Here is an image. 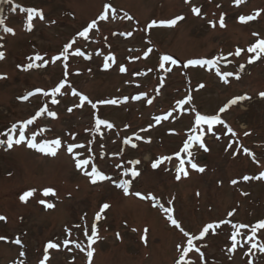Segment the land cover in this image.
<instances>
[{
    "label": "rangeland",
    "instance_id": "obj_1",
    "mask_svg": "<svg viewBox=\"0 0 264 264\" xmlns=\"http://www.w3.org/2000/svg\"><path fill=\"white\" fill-rule=\"evenodd\" d=\"M14 4L22 7H37L43 9L45 21L36 18L34 28L27 31L24 24L26 14L17 10L10 12L5 19V25L15 30V35L4 33L5 59L0 60V74L7 79H0V131H4L11 123L29 118L45 102L50 101L40 94L30 97L28 101H20L17 97L35 88L45 90L53 87L62 78L61 62L49 63L41 69L27 72L17 69V64L27 63V57L36 52L47 53L46 59L56 54L82 26L86 25L102 8L106 0H13ZM118 9V14L127 12L133 16L132 21H113L101 23L100 31L90 33V39L79 38L77 47L86 53H92L91 60L80 57L70 59L69 81L78 91L87 94L94 102L98 99L123 97L147 91L149 97L155 95L154 87L159 76L163 73L155 70L160 54H171L181 61L174 66V71L167 76L166 86L152 105L141 101H129L117 106H98L102 118L108 119L115 127L105 131L101 139L97 136L93 144L94 152H104L105 158L99 157L95 161L106 174L119 178V171L115 163L139 159L138 169L142 175L133 183L132 191L143 193L152 192L160 197L167 206V200L175 197V216L181 220L186 230L195 232L202 223L226 218V213L232 208L237 212L231 219L233 222L254 223L264 218V180L243 181V175H258L264 171V98L258 93L264 91V58L253 64H247V53L240 57H229L232 63L221 62V71L236 72L240 64H245L241 72V79L230 77V83L225 85L215 75V70L207 68H183V62L194 58H211L220 53L234 52L237 46L245 48L254 42L252 32H259L264 36V12L255 21L241 24L238 16L251 14L257 9H264V0H246L237 7L233 0H191L186 4L184 0H111ZM220 5L218 8L217 5ZM193 5L202 9V15L196 16L191 12ZM225 13L226 28L213 29L208 20L218 21L219 14ZM183 15L184 20L174 27H156L144 31L146 25L153 19H171ZM57 21L51 24L50 21ZM135 30L133 37L126 38L119 32ZM111 32H116L112 36ZM104 36L108 39L105 41ZM148 40L153 43L149 45ZM109 45L111 47L109 48ZM153 47L148 59L128 61V57L141 55L147 47ZM140 51L129 52L128 49ZM112 52L117 57V64L111 69L104 70L102 56ZM39 63V62H38ZM119 64H125L128 73H120ZM153 67L154 71L147 77L135 78L131 73ZM79 69L80 74L75 75ZM91 69V72L88 71ZM183 73H187L185 76ZM133 80L131 84L125 81ZM205 84L203 89L196 91V85ZM140 84L137 88L135 85ZM193 89V105L205 114H215L228 100L235 96L248 94L251 99L238 102L231 106L222 119L237 133L232 137L226 133L223 126H215L216 135L208 134L204 137L209 151L205 152L198 146H193L194 162L205 166L204 173H198L188 167L190 175L180 181L174 179L175 159L171 163L165 162L159 169L153 170L151 163L161 155H171L178 151L187 137V129L191 127L194 114L185 112L174 113L175 119L164 121L147 132L140 133L145 139L137 141V148L122 143L123 138L139 132L148 124L154 123L152 117L162 114L174 105L177 99L187 94L188 88ZM64 95L58 96L59 105H51L49 109L58 113V119L44 115L34 125L28 126L26 135L38 131V127H47V131L39 139L60 136L67 142H72L66 135L68 132L77 133V143H87L91 138L85 128L92 123V109L85 105L82 109L67 108L79 102L78 97L71 95L70 89L62 90ZM187 107V106H186ZM130 125L128 129L124 125ZM174 129L178 134H170ZM206 131V129H205ZM245 131L251 134L243 135ZM219 136V139L216 137ZM151 138V142H146ZM6 139V137H0ZM115 141V143L113 142ZM233 143V148L226 151L227 145ZM103 144L104 148H100ZM238 144L249 148L255 154L259 164L243 153L233 156ZM123 149V155L116 157L111 153ZM78 151H84L83 149ZM184 155V154H182ZM11 173V175H9ZM237 179V185L230 181ZM53 187L56 196L44 197L42 189ZM30 188H36L37 193L27 203L19 200V195ZM200 195L197 196L196 193ZM242 192L248 193L247 196ZM68 193H71L69 197ZM45 199L55 204L52 210L44 208L38 203ZM110 203L106 211V218L98 222L101 240L93 247L95 253L93 264H173L177 256L175 244L182 241V234L166 221L158 208H153L151 202L142 201L134 196H124L122 190L116 189L110 182H98L92 185L89 180L76 170L70 155L61 151L53 158L41 154L25 146H17L5 151L0 146V215L7 217V222L0 221V235L8 237L7 241H0V264H12L18 260L20 246L12 241L20 236L25 246L26 264H38L42 258L43 245L50 239L65 238V227H72L82 223L81 216L87 213L86 223L90 228L95 213L103 203ZM150 229L148 243L145 246L140 240L142 229ZM137 228L140 231L133 232ZM119 232L122 239H117ZM230 226H225L219 235H209L206 243L209 245L202 251L206 254L207 264H248V257L244 256L247 246L229 254L226 249L230 246L228 235ZM264 239V232L258 233ZM73 239L84 242L83 224L80 230L73 228ZM199 243V242H198ZM69 252L63 247L60 250H50L48 264H84L86 256L69 245ZM193 259H196L195 255ZM231 255V259L229 256ZM254 264H264V254L256 253L252 257ZM199 264V262H198Z\"/></svg>",
    "mask_w": 264,
    "mask_h": 264
},
{
    "label": "snow or ice",
    "instance_id": "obj_2",
    "mask_svg": "<svg viewBox=\"0 0 264 264\" xmlns=\"http://www.w3.org/2000/svg\"><path fill=\"white\" fill-rule=\"evenodd\" d=\"M0 2L11 3V0H0ZM186 4H189L191 0H184ZM234 4L239 7L241 4L245 3L246 0H233ZM219 8L220 5L218 4ZM19 10L22 13L26 14L25 18V28L27 31L31 32L34 28L33 21L38 18L40 21H45V13L43 9L37 7H22L20 4H13L11 11L16 12ZM191 12L196 16L202 15V9L199 6L193 5L191 7ZM264 9H257L251 14H241L238 16V22L241 24H247L248 22L255 21L258 17L261 16ZM225 13H220L218 21L208 20V24L215 29L217 24L220 28H226L227 25L225 23ZM185 17L183 15H177L171 19H161L159 21L153 19L147 25L144 31H149L156 27H174L179 21L184 20ZM123 21L128 20L132 21L133 16L129 15L127 12H124L123 15L118 14V9L113 6L111 0H106L102 4V8L95 18L91 19L86 25L82 26L80 30L76 31V33L65 43L62 45V48L56 53L50 56V59H46L45 56L49 54L40 52H36L34 55L28 56L27 63L17 64V69L21 71H29L32 69H41L51 64H56L57 62H61L62 67V78L56 83L53 87L48 90L43 88H35L32 91H27L24 95L17 97L20 101H28L30 97H34L37 94L42 95L45 98L50 97V101L45 102L42 106L35 111L33 115L29 118L16 121L11 123L9 127H7L4 131H0V137H6V139H0V146H4L5 151L12 150L17 146H25L28 149L36 150L37 152L44 154L50 157H57L61 151H65L70 155V158L73 162V166L76 170L80 171L84 177H86L92 185H96L98 182H110L116 189H120L123 192L124 196H134L139 198L142 201L151 202V206L153 208H158L164 215L166 221L170 226H173L180 234H182L183 240L175 244V251L177 256L174 258L173 264H207L206 254L202 251L203 248H207L209 245L205 242L209 235H219V232L223 230L225 226H230V234L228 235V240L230 241V246L227 247L226 251L229 254H234L238 249H244L247 246V250L244 252V256L248 257V264H254L252 257L256 255V253L264 254V239H261L258 236V233L264 232V218H260L256 220L254 223H243V222H233L231 219L237 212V209L234 207L230 211L226 213V218L209 220L204 223L195 231L186 230L185 227L182 226V222L178 219L174 212V200L175 197L167 200V206L161 202L160 197L155 195L152 192L143 193L141 191H132L133 183L136 181L141 175V171L138 169V165H140L141 161L139 159H131L127 161V164L130 167L125 166L123 162H118L114 164V167L119 171V178H114L112 175L106 174L105 171L101 170V168L95 162L97 158L100 159L105 158L104 152H94L93 144L96 141L97 136L101 139L105 136L106 130H111L115 127V125L110 122L108 119L102 118L99 113L98 106H117L125 104L131 99L132 101H141L143 98L146 99V103L148 105H152L154 100L162 94V89L166 86L167 76L174 71V66H179L181 61L175 58L171 54H160L158 57V63L155 66V70L163 73L159 76L158 82L154 87L155 95L149 97L147 91H141L138 94L123 97H113L107 99H98L95 102L83 92L78 91L75 87H73L69 81V76L73 73L70 71V59L73 57H80L85 60L92 59V53H86L80 47H77V41L79 38H83L84 40L90 39V33L94 30L96 32L100 31V24L103 23H111L113 21ZM51 24H56L57 21H50ZM0 28H2L4 33H8L11 35H15V30L12 27H7L5 25V20L0 18ZM135 30L130 31H122L119 32V35L122 37L130 38L133 37ZM112 36H116V32H111ZM252 37L254 38V42L249 44L246 49L237 46L234 52H228L226 55L220 53L211 58H194L187 59L183 62V68L187 69L189 67H200L207 68L209 70H215V75L222 81L225 85L230 83V77H234L235 79H241V72L245 69V64H240L239 70L236 72H228L221 71L220 64L221 62H226L228 64L232 63L229 60V57H240L242 54H249L247 58V64H253L259 61L261 58H264V36H262L259 32H252ZM4 37L0 36V40H3ZM103 39L106 41L108 39L107 36H104ZM147 43L151 45L153 42L148 40ZM111 45H109V48ZM4 45L0 43V49H3ZM129 52L140 51L138 49H128ZM153 52V47L149 46L146 50L143 51L141 55H134L128 57V61H139L141 59H148L150 54ZM96 55L102 56L103 64L102 67L104 70L111 69L113 65L117 64V57L112 53L108 52L104 54L101 51H97ZM5 59V52L0 50V60ZM39 62V63H38ZM118 70L120 73H128L129 69L125 64H119ZM91 72V69H88ZM154 68L149 67L146 71L144 70H136L131 73L132 77H147L149 73L153 72ZM75 75H79V69L74 73ZM185 76L187 73H183ZM0 79H7L6 75L0 74ZM133 80L125 81L126 84L133 83ZM137 88H140V84L135 85ZM205 84L199 83L196 85V91L203 89ZM70 89L71 95L73 97H78L79 102L73 104L71 107L67 108V112H73V109H82L86 104L91 107L93 110L92 120L93 123L89 128H85L84 131L89 133L90 139L87 143H77L76 137L77 133L68 132L67 136L71 138L72 142H67L63 140L60 136H56L54 138H43L39 139V136H43V134L47 131H51L50 128L47 127H38V131H32L31 135H26V131L28 126L34 125L38 119L44 115L51 117L53 120L58 119V113L56 111H52L49 109V103L51 105H59L60 100L57 98L58 96L64 95L62 90ZM259 97L264 98V91L258 93ZM193 89L191 87L188 88L187 94L183 96V98L177 99L174 102V105L169 108L168 111L163 112L159 115H154L152 120L154 123L148 124L146 128H141L139 132L133 133L131 136H127L123 138L122 143L124 145H130L133 149L137 148V144L134 143V139L137 141H142L145 138L140 135L142 132H147L149 129H152L156 125H160L164 121H169V119H175L174 113L183 114L185 112H191L194 114V119L191 124V127L187 129V137L183 141L182 146L178 151L173 152L171 155H161L154 159L151 163V168L153 170L159 169L165 162L171 163L173 159H175L178 163L175 166V174L174 179L176 181H180L182 178H188L190 175L188 167L190 166L192 170L197 171L198 173H204L206 171L205 166H200L196 162H194V153L192 151L193 146H198L200 149H203L205 152L209 151L207 148L204 137L208 134L216 135L215 126L220 125L226 130L227 134H230L232 137H236L237 133L235 130L227 124L225 120L222 119L221 114L225 113L231 106L236 105L238 102L246 101L251 99L248 94H243L239 96H235L227 101L222 107L218 109L215 114H205L201 111L197 110L193 105ZM187 106V107H186ZM130 125L125 124L124 128L128 129ZM206 129V131H205ZM170 134H178L174 129H169ZM251 133L249 131H245L243 135L245 137L249 136ZM219 139V136L216 137ZM115 143V141H113ZM148 143L151 142V138H148L146 141ZM100 148H104V145L101 144ZM233 148V143H229L227 145L226 151L228 149ZM83 149L87 152L85 155L84 151H78ZM241 150L243 153L247 154L251 157L252 161L259 164L260 161L256 159L254 153L250 151L249 148L245 147L242 144H238L236 149L233 151V156L240 154ZM184 154V155H182ZM112 156H122L123 149L117 152L111 153ZM11 175V173H9ZM243 181H251L264 180V171H259L258 175H243ZM237 179H232L230 183L232 185L238 184ZM37 193L36 188H30L22 192L19 195V200L23 203H27L30 198L34 197ZM244 196H247L248 193L242 192ZM42 195L44 197L56 196V190L53 187H45L42 189ZM69 197L71 193H68ZM197 196L200 195L199 192L196 193ZM38 203L44 208L52 210L55 208V204L49 202L45 199H41ZM111 207L110 203L105 202L100 205L99 210L95 213L93 222L91 224V234L89 235V228L86 223L87 213L81 216V222L73 225L72 227H65L64 234L65 238L62 240H48L42 248V258L38 260V264H48L50 260V250H60L62 247L67 249L69 252L72 251V248L69 245H74L75 249L84 253L86 256V264H93V257L95 253V248L93 245L102 239L99 235L98 222L105 219V213ZM0 221L7 222V217L4 215H0ZM83 224V235L86 240V244L84 242L78 241L77 239H73V228L80 230ZM133 232L140 231L137 228L131 229ZM150 229L145 226L142 229L140 234V240L145 244L148 243ZM117 239H122L119 232L116 233ZM8 237L0 235V241H7ZM199 242V243H198ZM17 246H20L21 251L19 252V259L12 262V264H26V251L25 246L21 240V237L18 235L12 241ZM195 255L196 259L192 258V255ZM231 255L229 259H231Z\"/></svg>",
    "mask_w": 264,
    "mask_h": 264
},
{
    "label": "water",
    "instance_id": "obj_3",
    "mask_svg": "<svg viewBox=\"0 0 264 264\" xmlns=\"http://www.w3.org/2000/svg\"><path fill=\"white\" fill-rule=\"evenodd\" d=\"M5 2H0V14L1 12L3 11V5H4Z\"/></svg>",
    "mask_w": 264,
    "mask_h": 264
}]
</instances>
